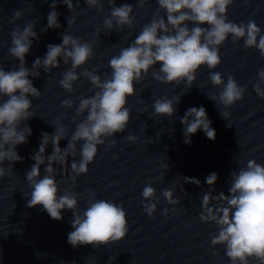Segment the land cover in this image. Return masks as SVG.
<instances>
[{
    "label": "water",
    "instance_id": "95a60500",
    "mask_svg": "<svg viewBox=\"0 0 264 264\" xmlns=\"http://www.w3.org/2000/svg\"><path fill=\"white\" fill-rule=\"evenodd\" d=\"M53 3L57 5L60 27L49 29L47 16ZM125 3L134 8V27L121 29L114 21L113 29L109 30L104 27L112 6L109 0H101L97 7L89 6L86 0H73L72 10L64 0H0V66L6 71L19 67V61L9 53L11 33L22 30L28 23L33 24L38 36L26 57L30 70L37 58H44L47 46L60 44L65 34L93 48L92 59L77 69L80 79L73 83L71 93L59 83L63 73L71 69V62L65 64L61 60L60 67L49 72L41 66L36 69L39 76L29 77L41 93L40 97H29L34 116L22 125L31 127L32 134L28 143L17 147L21 161L0 165L9 173L0 179V264H231L225 248L211 243V234L217 232V226L200 217L205 194L218 196L222 192L228 196L233 172L245 168L249 160L264 165V99L254 90L259 82L258 70L264 67V56L258 49H246L243 40L233 44L229 38L225 42L220 49L222 63L215 69L224 75L225 81L231 75L240 86L246 87L244 99L227 109V119L208 97L219 92L209 77L212 70L203 68L191 88L183 83L162 84L149 74L135 85V97L129 98L128 128L98 147L87 174L73 178L71 170L72 162L80 159V143L77 154L69 155L64 165L53 164L61 194L65 190L79 194V211L92 199L123 204L128 220L125 239L99 247H73L68 243V234L73 230L72 210L62 211V219L55 220L42 206H28L31 187L26 173L35 163L31 156L39 149L41 133L54 134L59 122L67 129V137L60 146L67 147L77 124L86 119L87 113L76 115L80 99L98 91L83 73L91 71L102 79L109 78L112 69L108 61L134 42L159 7L157 0H148L143 7L140 0H115L117 7ZM16 11L22 13L19 19L14 18ZM160 15L165 13L161 11ZM228 19L237 24L252 20L264 30V0H235ZM71 20L74 22L69 24ZM178 95L180 102L172 117L155 115V100ZM67 99L73 100L72 108L63 106L62 101ZM200 106L212 121L216 139L210 140L199 131L187 144L180 117L188 108ZM129 135L137 136L135 143L127 139ZM52 151L49 144L45 157ZM46 164L47 160L41 166L42 174ZM211 173L218 176L213 188L206 183ZM148 184L159 198L152 217L144 211L147 201L141 195ZM168 189L174 191L177 205L168 204L163 197V191ZM212 206H216L215 201Z\"/></svg>",
    "mask_w": 264,
    "mask_h": 264
},
{
    "label": "clouds",
    "instance_id": "9594fccd",
    "mask_svg": "<svg viewBox=\"0 0 264 264\" xmlns=\"http://www.w3.org/2000/svg\"><path fill=\"white\" fill-rule=\"evenodd\" d=\"M147 2L140 0V6L143 7ZM234 2L157 0L159 7L150 23L142 28L130 46L122 48L118 55L108 61L112 69L109 78L102 79L91 71L83 73L98 91L80 99L76 115L87 113L86 119L77 124L67 147L62 149L60 146L61 140L67 137V129L59 122L54 134L41 133L39 149L31 156L35 163L26 173L31 187L28 206H42L55 220L62 219V211L72 210L73 230L68 234V243L73 247H99L122 241L128 233L127 213L123 204L105 199H92L82 212L79 211V194L68 190L61 194L53 164L64 165L69 155L77 154V143H80V159L72 162L71 170L73 178L87 174L89 165L97 157L98 147L128 128L131 119V111L127 106L129 98L135 97V85L149 74L162 84L183 83L191 88L203 68L212 70L209 77L219 92L208 97L216 103L221 116L227 119V109L244 99L246 87L240 86L231 75L225 81L224 75L215 71L222 63L221 47L229 38L233 44L243 40L246 49H258L260 55L264 56V30L252 20L247 24L229 21L228 11ZM86 3L97 7L101 0H86ZM109 3L112 6L109 18L104 21L105 28L112 30L114 21L121 29L134 27L132 5L125 3L117 7L115 0H109ZM64 4L70 10L74 7L73 0H64ZM51 7L53 10L47 16V27L56 29L60 27L59 13L55 10V3ZM161 11L165 15H160ZM21 15L20 11H16L14 18L19 19ZM73 22L71 20L69 24ZM33 39H38V36L32 23L26 24L22 30H14L9 53L19 61V67L6 71L0 66V165L21 161L17 147L28 143V137L32 134L31 127L22 125L34 116L32 99L29 97L37 98L41 93L29 77L39 76L36 69L41 66L45 72H49L52 68H59L61 60L65 64L71 62V69L64 72L59 81L61 87L71 93L73 83L80 79L77 69L87 65L93 57V48L89 43L65 34L60 44L47 46L44 58H37L30 70L26 67V57ZM258 80L254 90L264 99V67L258 70ZM179 102L180 95L157 99L153 103L154 113L160 117H172ZM62 104L65 108L74 106L71 99L62 101ZM180 120L184 126L185 143L190 144L191 137L199 131H203L210 140L216 139V131L203 106L188 108ZM127 139L135 143L137 136L129 135ZM110 142L114 144L115 140L110 139ZM49 144L53 151L45 157ZM46 160L45 174H42L41 166L45 165ZM8 174L0 167V179ZM217 180L216 173L206 177L210 188ZM228 191V196L222 192L213 196L209 192L202 198L203 213L200 219L217 226V232L211 234V243L225 248L231 264H264V165L249 160L245 168L232 173ZM141 195L147 201L143 205L144 211L152 217L159 203L156 190L148 184ZM162 195L170 205L179 203L174 199L172 189L164 190ZM213 201L215 207L212 206ZM164 215H168V209L164 210Z\"/></svg>",
    "mask_w": 264,
    "mask_h": 264
}]
</instances>
